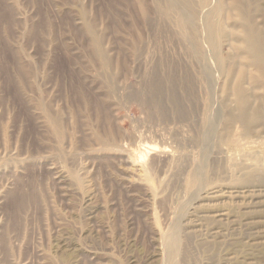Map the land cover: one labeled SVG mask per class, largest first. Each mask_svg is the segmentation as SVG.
<instances>
[{
	"label": "rangeland",
	"instance_id": "374dc122",
	"mask_svg": "<svg viewBox=\"0 0 264 264\" xmlns=\"http://www.w3.org/2000/svg\"><path fill=\"white\" fill-rule=\"evenodd\" d=\"M239 14L264 29V0H0V264H264Z\"/></svg>",
	"mask_w": 264,
	"mask_h": 264
},
{
	"label": "bare ground",
	"instance_id": "6f19581e",
	"mask_svg": "<svg viewBox=\"0 0 264 264\" xmlns=\"http://www.w3.org/2000/svg\"><path fill=\"white\" fill-rule=\"evenodd\" d=\"M189 4L190 3H187L185 5L186 8H183V7L179 8V7H177L178 5L176 6V4L175 5L174 4L173 5H167L165 8L166 14H168V15L173 14L174 15V17L176 19L175 24L178 26V28L180 27L181 29H183V27H185L184 29H186V26L196 27L197 17L195 16V13H193L194 11L193 12L191 11ZM165 5H166V3H165ZM235 6H236V9L237 8L240 9L242 7V6H240V4H235ZM205 18H203V19H205ZM238 20L241 22V26L235 30V33H237L236 36H239L240 38L238 40L233 39L235 36L234 33L229 35L227 40H226V36L225 37L223 36V37L229 43V45L232 44V42H234L235 44L238 45V47H241V49H243L245 51V62L243 65H239V66H243L242 68H249V67L256 68L258 72H260L264 75V29L260 26H256L252 22L247 21L243 17L242 14H239ZM198 21H199V19H198ZM201 22H203V20L200 21V23ZM204 22H205V20H204ZM198 26H199V24H198ZM199 27L201 28V26H199ZM208 27H211V25L209 24ZM204 28H206L205 24H204ZM197 29L199 32V28H197ZM205 32H206V29H205ZM192 33H194V32H192ZM203 34H204V32H203ZM207 36H208V34H207ZM192 41L194 44H196L197 39H194ZM222 42H223V40H222ZM189 47H190V45H189ZM210 49L211 48H209L208 50L211 51ZM221 61H223V60H221ZM233 62L235 63L234 66L238 65V63L235 60H233ZM241 76L244 79L247 76V71H244V72L240 71V77ZM238 83H241V82L239 81ZM234 91H235V95H236V97L235 96L234 97H235V100H236L235 102L237 105V108L235 109L237 114L232 115V117H231L232 121H234V123L240 124L242 127H244V129H247V132L252 127H254L255 125H258V123H259V125H261V129L263 130L262 134H264V93L260 94L258 96H256L255 92H253L252 94H248L242 89V86H240V85H238V87L235 88ZM215 109H216V107L214 108V110ZM209 111H210V109H209ZM212 113H213V110H212ZM213 119L211 121H214ZM209 124H211V123H209ZM262 175H263L262 181L264 182V164L262 166Z\"/></svg>",
	"mask_w": 264,
	"mask_h": 264
}]
</instances>
